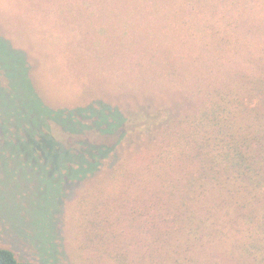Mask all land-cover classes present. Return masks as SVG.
<instances>
[{"label": "rangeland", "instance_id": "obj_1", "mask_svg": "<svg viewBox=\"0 0 264 264\" xmlns=\"http://www.w3.org/2000/svg\"><path fill=\"white\" fill-rule=\"evenodd\" d=\"M180 2L0 0V246L19 260L150 264L146 228L130 217L136 203L117 209L115 173L124 174L122 192L132 199L129 177L144 174L149 158L146 124L193 109L198 100L191 92L231 70L213 66L200 49ZM249 17V28L262 30L251 36L253 44L264 43V7ZM100 103L129 117L126 137L99 171L64 183L65 151L38 139L50 124L65 146L76 140L51 122L50 109L73 113Z\"/></svg>", "mask_w": 264, "mask_h": 264}, {"label": "trees", "instance_id": "obj_2", "mask_svg": "<svg viewBox=\"0 0 264 264\" xmlns=\"http://www.w3.org/2000/svg\"><path fill=\"white\" fill-rule=\"evenodd\" d=\"M180 1L200 49L208 51L213 66L231 70L223 81L191 92L198 100L193 109L146 124L142 133L152 138L144 145L149 153L144 174L131 173L135 193L128 199L124 174L115 173L117 209L136 203L130 217L134 227L141 222L146 228L150 264H223L225 259L264 264V43L253 44L254 28H249L250 12L263 8L264 0ZM50 111L51 122L76 140L65 146L50 124L45 125L49 134L38 139L47 137L65 151L67 160L59 167L64 183L99 171L125 139L130 121L123 110L103 103L73 113ZM37 154L41 161L49 156ZM0 264L33 263L0 246Z\"/></svg>", "mask_w": 264, "mask_h": 264}]
</instances>
